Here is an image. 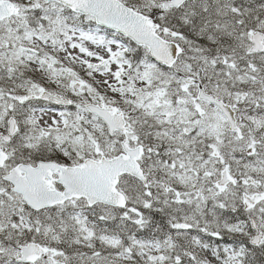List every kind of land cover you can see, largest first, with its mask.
<instances>
[{
    "label": "snow or ice",
    "instance_id": "snow-or-ice-1",
    "mask_svg": "<svg viewBox=\"0 0 264 264\" xmlns=\"http://www.w3.org/2000/svg\"><path fill=\"white\" fill-rule=\"evenodd\" d=\"M0 264H264V0H0Z\"/></svg>",
    "mask_w": 264,
    "mask_h": 264
}]
</instances>
